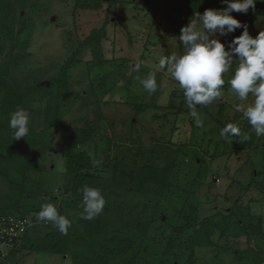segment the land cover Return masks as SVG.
<instances>
[{"label":"rangeland","instance_id":"rangeland-1","mask_svg":"<svg viewBox=\"0 0 264 264\" xmlns=\"http://www.w3.org/2000/svg\"><path fill=\"white\" fill-rule=\"evenodd\" d=\"M10 2L16 14L26 18L27 29L16 35L14 41L5 39L0 46V62L9 64L12 56L18 54L19 66L13 75L22 85L37 82L49 85L48 79L55 74L56 66L63 64L74 51L77 37L84 36L89 29L100 27L104 22L105 12L80 10L75 16L78 24L75 26L73 0ZM107 14V34L102 40L105 64L100 67L88 64L91 56L84 51L80 56L82 61L68 72L70 88L68 98L61 106L62 122L91 127L95 132L76 150L86 151L90 156L101 155L108 140L126 143L135 136L145 146H152L155 141L163 145L186 143L187 155L182 158L174 182L176 187L186 186L193 190L198 202V216L202 218L216 211L227 212L235 201L247 204L251 214L246 219L234 221L227 229L228 234L219 240V247L227 248H218V257L213 254L215 249L196 248V263L235 264L233 249L247 246V233L256 231L258 216L264 234V136L255 135L254 142L243 149L233 147L232 143L220 137V130L227 123L245 120L242 113L236 111L237 102L227 84V74L221 98L210 105L197 106L196 111L204 125L197 127L184 101L183 90L165 69L158 70L161 56L183 51L179 38L172 35L161 19V13L143 6L142 0H119ZM233 16L247 24L254 37L264 30V9L257 11L255 16ZM242 31V28L237 29L220 39L227 47L228 41ZM136 64L141 65L139 71L135 69ZM152 71H156L158 87L155 93L149 94L143 90L140 81ZM134 105H143L144 109L136 111ZM168 105L172 107L168 108ZM39 107L45 110V102ZM35 118L38 122L36 130H42L48 146H41L33 154L38 170L30 173L28 187L51 197L60 211L62 203L70 199L66 191L64 152L55 148L62 139H52L44 131L47 122L42 115L37 114ZM199 163L203 175L192 180ZM102 175L108 176L109 170L103 171ZM181 205V194L175 189L161 202L162 219L172 216ZM32 215H18L26 219L30 233L55 227L48 222L34 223ZM164 235L166 232L162 233L156 227L152 229L149 236L156 248L162 247ZM19 241L14 240L10 247L0 242V260L18 264H70L67 256L42 252H23L13 257L11 253ZM146 257L152 258V255Z\"/></svg>","mask_w":264,"mask_h":264},{"label":"trees","instance_id":"trees-1","mask_svg":"<svg viewBox=\"0 0 264 264\" xmlns=\"http://www.w3.org/2000/svg\"><path fill=\"white\" fill-rule=\"evenodd\" d=\"M118 1L73 0L75 26H78L75 16L80 10L105 12L104 22L100 27L89 29L84 36L77 37L74 51L63 64L56 66L55 74L48 79L49 85L45 82L22 85L17 81L13 72L19 66L18 54L12 56L9 64L0 62V217L33 214L32 221L42 223L36 220L41 205L54 204L51 197L28 187L30 173L38 170L33 154L41 146H48L42 130H36L37 114L47 122L46 130H43L52 139H62L55 148L64 152L66 191L70 194V199L62 203L59 211L71 221L68 234H61L56 227L34 233L27 228L11 253L13 257L23 252H42L67 256L70 264H197L196 248L215 249L213 254L218 257V248H227L219 247V240L228 234L227 229L234 221L251 216L249 206L238 201L227 212L216 211L202 218L198 216V202L193 190L186 186L176 187L174 182L182 158L187 155L186 143L163 145L155 141L152 146H145L135 136L126 143L108 140L101 155L90 156L86 151L76 150L95 132L91 127L62 122L61 106L67 100L70 88L68 72L82 61L80 56L84 51L91 56L88 64L98 67L105 64L102 40L107 34V12ZM142 5L161 13V19L178 38L181 28L196 12L226 7L222 0H142ZM261 9H264V0H256L255 7H250L246 14L233 12L232 15L255 16ZM26 29V18L16 14L10 0H0V46L5 39L14 41V37ZM42 102L46 104L45 110L39 107ZM17 107L29 111L30 131L25 138L13 140L9 117ZM133 108L141 111L144 106L134 105ZM236 124L242 133L251 134L246 141L241 137L230 138L233 147L243 149L254 142L255 134L246 120ZM94 160L102 163L94 167ZM106 169L109 170L108 176L102 175ZM202 173L199 163L192 180L201 178ZM85 185L100 188L106 201L102 213L92 220L81 218ZM175 189L181 194L182 205L163 220L161 202ZM72 216L76 217L75 220ZM154 227L166 232L161 248H156L150 239ZM254 228L256 231L247 233V246L233 249L235 264H264V234L259 216ZM150 255L152 258L146 257ZM0 264L18 263L0 260Z\"/></svg>","mask_w":264,"mask_h":264},{"label":"clouds","instance_id":"clouds-1","mask_svg":"<svg viewBox=\"0 0 264 264\" xmlns=\"http://www.w3.org/2000/svg\"><path fill=\"white\" fill-rule=\"evenodd\" d=\"M223 9L208 8L203 13L196 12L190 22L181 28L179 41L183 45L181 53L172 52L161 56L158 70L165 69L173 81L183 90L184 101L197 127L203 121L196 111L198 105H210L222 96L227 84L236 103V111L242 113L257 137L264 136V30L254 37L247 24L232 15L246 14L254 8L256 0H222ZM240 35L228 41L227 47L220 37H226L237 29ZM141 65L136 64L139 71ZM143 90L152 94L157 91L156 71L150 72L140 81ZM30 113L17 107L10 113L9 128L13 140L25 138L29 134ZM220 137L231 143V137L251 138L250 133H242L234 123H227L220 130ZM102 161L94 160L93 166ZM82 219L92 220L102 213L105 198L100 188L85 185L82 189ZM39 222L54 225L61 234L67 235L71 221L59 213L53 203H44L36 215Z\"/></svg>","mask_w":264,"mask_h":264},{"label":"built area","instance_id":"built-area-1","mask_svg":"<svg viewBox=\"0 0 264 264\" xmlns=\"http://www.w3.org/2000/svg\"><path fill=\"white\" fill-rule=\"evenodd\" d=\"M28 223L23 217L1 216L0 217V242L10 247L14 240L20 239L27 229Z\"/></svg>","mask_w":264,"mask_h":264}]
</instances>
